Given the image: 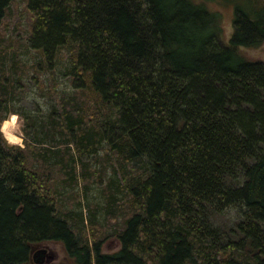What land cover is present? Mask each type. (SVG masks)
<instances>
[{"label":"trees","instance_id":"1","mask_svg":"<svg viewBox=\"0 0 264 264\" xmlns=\"http://www.w3.org/2000/svg\"><path fill=\"white\" fill-rule=\"evenodd\" d=\"M26 1L35 63L70 90L24 147L0 140V264H264V63L238 53L264 41V7L236 5L224 44L196 0ZM21 59L0 48V119L29 120L12 108ZM101 151L99 220L62 199ZM43 243L65 262L36 257Z\"/></svg>","mask_w":264,"mask_h":264},{"label":"rangeland","instance_id":"2","mask_svg":"<svg viewBox=\"0 0 264 264\" xmlns=\"http://www.w3.org/2000/svg\"><path fill=\"white\" fill-rule=\"evenodd\" d=\"M205 5L210 11L219 13L221 17V40L225 44L231 38L233 32L234 7L238 4H246L252 0H196ZM255 4L264 7V0H253ZM34 18L27 7L26 0H15L5 11L4 17L0 23V48L6 49L8 52L16 51L22 58L21 63H16L19 69L18 76L21 78V84L13 91L12 108H15L22 113L28 114L23 117V132L27 128L31 131L33 128L40 130L42 120L48 118L50 106L59 103L62 98L60 94L63 91L70 90L69 82L63 76H57L54 79L49 71H45V66L38 68L35 63V58H40L33 52L28 44L32 33ZM247 61L264 63V41L258 46L245 48L242 47L238 52ZM27 63H26V62ZM44 65V64H42ZM16 75V74H14ZM29 122V125H28ZM35 125V126H34ZM34 126V127H33ZM105 151L99 152L97 159L84 158L83 176L89 178L86 190L83 189L82 183L78 187L69 191L63 197V203L68 204V207H74L79 210V206L75 205L76 200L81 198V207L83 206V214L86 218L91 216L101 217L105 215L103 209H97L96 203L101 200L99 193L100 188H103L106 183V178L110 176L113 166V158L107 156ZM86 194V195H85ZM86 198V199H85ZM86 200L91 201V206L88 208ZM72 201L74 203H72ZM117 207V206H115ZM235 215L232 213L229 216ZM234 221V218H231ZM230 222V221H229ZM114 223L117 224L115 221ZM121 223L119 216L118 224ZM106 224L105 232L113 233L114 225ZM106 229L108 231H106ZM119 248L118 241L111 237L105 241L102 246V251L110 253ZM38 250H46V256L49 258V263H62L66 260V254L61 244L58 243H43L37 247ZM48 260V259H47ZM46 260V261H47Z\"/></svg>","mask_w":264,"mask_h":264},{"label":"clouds","instance_id":"3","mask_svg":"<svg viewBox=\"0 0 264 264\" xmlns=\"http://www.w3.org/2000/svg\"><path fill=\"white\" fill-rule=\"evenodd\" d=\"M0 140L10 146L24 147L23 117L19 112H11L0 119Z\"/></svg>","mask_w":264,"mask_h":264},{"label":"water","instance_id":"4","mask_svg":"<svg viewBox=\"0 0 264 264\" xmlns=\"http://www.w3.org/2000/svg\"><path fill=\"white\" fill-rule=\"evenodd\" d=\"M46 255V250H44V249H41V250H39L38 252H37V254H36V257L37 256H45ZM41 258L40 259V262H43L44 261V258ZM36 261L38 262L39 261V259H36Z\"/></svg>","mask_w":264,"mask_h":264}]
</instances>
